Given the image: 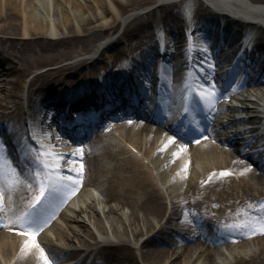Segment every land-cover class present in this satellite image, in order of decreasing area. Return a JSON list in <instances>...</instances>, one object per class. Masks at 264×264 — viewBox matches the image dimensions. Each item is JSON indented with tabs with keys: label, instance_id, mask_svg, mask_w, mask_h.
<instances>
[{
	"label": "bare ground",
	"instance_id": "1",
	"mask_svg": "<svg viewBox=\"0 0 264 264\" xmlns=\"http://www.w3.org/2000/svg\"><path fill=\"white\" fill-rule=\"evenodd\" d=\"M212 1L226 13L212 10L201 0H0V157L10 165L0 173V187L5 182L19 181L10 198L5 195L6 211L0 213V225H3L0 226L3 263L0 261V264L11 261L13 264H44L45 257L49 264H56L59 258L66 256L77 259V264H264V236L242 242L239 246L242 254L230 252L227 262L214 252L220 247L209 249L197 245L205 227L213 228L220 236L231 234L235 238L241 236V232L252 231L250 226L239 227L240 233L223 229L207 216H215L223 220V224L232 226L264 218V212L259 210L260 205H264V158L257 164L249 157L238 156L241 142L245 141L243 151L252 144L253 139L247 141L249 135H246L264 128V68L256 74L258 86L246 90L256 93L263 102L246 104L242 119L225 121L227 115L217 116L212 134L216 144H207L203 137L200 147L183 145L176 131H156L154 129L161 128L136 121H117L118 117L113 116L116 114H111L116 120L108 123L107 132H96L95 137L90 138L84 132L79 139L85 153L83 160L76 163L79 167L83 165V197L81 202L66 207L61 213L65 227L52 224L58 241L51 240L47 232L51 227L43 224L44 231L40 237L35 236L38 247L25 249V244L31 241H24L14 230L15 221L27 213L25 204L37 190L27 196L24 165L28 159L22 155H26L27 150L21 148L18 155L16 150L6 147V144L11 146V142L17 146L22 145V140L26 142L25 125L21 126L26 110H33L31 137L42 145L44 165L52 162V167L68 161L71 164L68 167L77 170V166H73L74 153H69L75 147L64 139L66 135L74 136L66 130L68 117L65 116L66 124H62L59 117L66 112L63 103L75 102L74 108L67 111L72 116L93 117L98 113L93 107L102 110L106 104L77 109L78 99L74 96L80 83L93 84L99 78L103 86L106 81V90L113 88L116 92L110 101L117 106L115 110L137 105L139 112H130L127 118L135 115L140 117L134 118L142 120H159L141 114V109L163 96V90L159 89L155 95L150 94L149 99L144 88L146 82L157 80L161 65H164V74L175 70V75L166 80L175 97L185 83L183 76L189 61L186 42L190 46L205 44L212 63L215 60L218 65L228 62L238 51L230 48L242 39L246 28L242 20L230 15L243 16L250 2L264 4V0H231L234 6H226L224 0ZM190 10L193 16L189 29L195 36L188 41L185 11ZM255 28L259 34L249 41L253 43L251 53L258 47L263 48L264 53V28L260 25ZM99 36L103 37L102 42L90 48V43ZM227 41L232 43L223 49ZM78 44L82 47L77 48ZM111 47L117 49L106 55ZM170 58L173 62L169 65ZM257 60L253 58L249 64ZM240 66L232 68L225 87L233 80L241 81L239 86L246 84L247 80L242 79L237 70ZM82 67L92 68L77 74ZM207 71L215 85L221 86L223 74ZM254 72L244 75L248 79ZM65 73L69 79L61 78ZM12 74L16 75L14 80L9 78ZM167 75L165 77H169ZM57 82L60 83L55 86ZM95 88L104 98L103 90ZM55 94L61 96L60 100L53 98ZM36 106H39L37 110ZM107 119L102 122L107 123ZM70 121L74 124L73 119ZM244 124H250L251 128L245 131ZM7 125L10 130L5 133ZM55 125L60 129L52 128ZM113 134L119 135L109 142ZM256 137L263 145L260 153L264 157V130ZM102 138H106L108 147L96 150L94 146ZM224 144L230 147L229 151ZM48 152L55 157L54 162L52 157L42 155ZM30 167V171L37 173V166ZM49 167L44 166L46 170ZM13 172L15 177L11 175ZM222 173L230 175L222 176ZM27 179L35 182V176ZM89 188L96 189L100 197L91 195ZM182 213H188L184 219L180 218ZM35 216L31 213L28 217ZM175 223L178 232L172 229ZM171 233L177 236L179 245H185L183 254L187 263L179 261V255L167 245L165 237ZM81 253L84 254L81 256Z\"/></svg>",
	"mask_w": 264,
	"mask_h": 264
},
{
	"label": "snow or ice",
	"instance_id": "2",
	"mask_svg": "<svg viewBox=\"0 0 264 264\" xmlns=\"http://www.w3.org/2000/svg\"><path fill=\"white\" fill-rule=\"evenodd\" d=\"M171 143V141H170ZM42 155H48L50 157H52V153L48 152L46 154H42ZM53 162L55 161V157H52ZM6 166H10L7 165L5 162V159L3 157H0V173L3 172V169ZM45 167H49V164H45ZM250 170V169H249ZM83 172V165L80 166L78 175H82ZM12 176H16L15 172L11 173ZM222 176H226V175H230V173H222ZM19 183L18 179L14 180L12 182H5L3 187H0V213H4L6 211L5 208V203H4V198L5 195L8 194L9 198H10V193L11 191L15 188V186ZM73 183H78V181H73ZM50 190V186L49 188H46V186L44 185V183H41V186L39 187V194L34 197V201L29 205L30 209H34L36 207V205L38 203H40L41 199L45 196L46 191ZM259 210L264 212V205H260ZM29 216V213H24L23 215L19 216L17 218V220L15 221V223H18L20 228H21V232L18 234H22V235H28L29 240L31 241L30 244H25V249L29 248V247H33L37 245H35V236L36 234H38V231H40L41 229L39 228H33L32 224L35 223V221H27V217ZM27 221V223H26ZM3 226V225H0ZM251 227L252 231L255 234H261L264 235V218H261L255 222H246L244 225H237V227ZM41 255L43 256V253H41ZM44 264H49L47 258H44Z\"/></svg>",
	"mask_w": 264,
	"mask_h": 264
},
{
	"label": "rangeland",
	"instance_id": "3",
	"mask_svg": "<svg viewBox=\"0 0 264 264\" xmlns=\"http://www.w3.org/2000/svg\"><path fill=\"white\" fill-rule=\"evenodd\" d=\"M102 40H103V37H101V36H99V37H96L95 38V40H93L91 43H90V45H89V47L90 48H94L98 43H100V41L102 42ZM76 47L77 48H80V47H82V46H80L79 44L78 45H76ZM117 48L115 47H111L110 49H107V51L105 52V54L106 55H108V54H111V53H114L115 52V50H116ZM67 62V61H66ZM69 62V61H68ZM96 64H99V63H96ZM102 63H100L99 65H101ZM98 65V66H99ZM3 67H5V68H7V65H3ZM92 68V67H91ZM90 67H82V68H80V69H78V73L77 74H83V72H85V71H88V70H90L91 69ZM40 70V69H39ZM15 74H12L9 78L10 79H13L14 80V78H15ZM62 79H69L70 77H69V75H67V73H65L64 75H63V77H61ZM28 80V79H27ZM26 80V81H27ZM60 82H57V84L55 85V86H57L58 84H59ZM26 90H27V88H26V86L24 87V89H23V91H22V94L25 96L26 95ZM8 91H6L5 93H7ZM12 92H13V90H12ZM57 93V92H56ZM56 96H55V98H57V99H59L60 98V95L59 96H57V94H55ZM38 98V96L37 95H35L34 96V99H37ZM39 108V106H36V110ZM27 114L28 115H31L32 114V108H28L27 110ZM32 118V117H31ZM27 122V121H26ZM25 124V121H24V123H22L21 124V126H23ZM16 126V125H15ZM9 130V129H8ZM8 132V131H7ZM26 144V143H25ZM24 144V145H25ZM27 148V147H26ZM32 148H34V147H32ZM39 147H37L36 149L37 150H39L38 149ZM31 148H29L28 149V151H27V155H24L25 157H27V159H28V163H24L25 165H24V173L27 175V178L29 177V176H31L32 174H35L36 172L35 171H30V170H32L31 169V167H30V165H36L37 163L35 162V159H36V157L34 156L33 157V155H32V153H31V150H30ZM230 150V148H228V149H226V151H229ZM17 151H19V147H17ZM30 157H31V159H33V161L30 159ZM15 169H17V168H15ZM35 176H37V174H35ZM26 178V181H25V185H27L26 187H27V196H31V194H33V192H34V189H33V186H32V181L31 180H29V179H27ZM226 206V205H225ZM224 206V207H225ZM231 206V205H230ZM236 206V205H235ZM232 207V206H231ZM209 208L211 209L212 208V206H209ZM125 211H126V209H124ZM231 213V212H230ZM221 220V219H220ZM218 224H222V223H218ZM1 230H3L2 228H0ZM165 236V235H164ZM260 236H264V235H258V234H255L253 231H249V232H247V231H245V233H244V235H243V237H245V241H253V240H255L256 238H258V237H260ZM165 239H167V241H168V243L169 244H171V246H169V247H171L170 249L172 250V251H175V253L176 254H178L179 255V261H182L183 263H187V261H186V258H185V256H184V254H183V249H182V247H180V246H178L177 245V241H176V236H174L173 235V233H171L169 236H167V237H165ZM241 245V242L240 241H237V242H235L234 243V248H235V253H240V254H242V252H243V250L241 249V247H239ZM168 248V247H167ZM84 253H81V256L83 255ZM67 257H69V259H72V260H70V261H68V262H66V264H72L74 261H75V259H74V257H70V256H66V257H62V258H67ZM62 258H59L58 260H57V263L56 264H61V260H62ZM80 258V256L78 257V259ZM76 261H77V259H76ZM107 264H113V263H107ZM115 264V263H114ZM166 264H168V262H166ZM187 264H189V263H187Z\"/></svg>",
	"mask_w": 264,
	"mask_h": 264
}]
</instances>
